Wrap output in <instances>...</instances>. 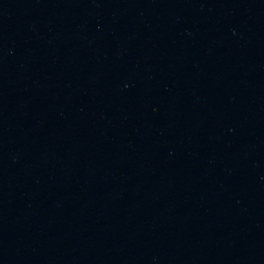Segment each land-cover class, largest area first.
<instances>
[{
	"label": "water",
	"instance_id": "water-1",
	"mask_svg": "<svg viewBox=\"0 0 264 264\" xmlns=\"http://www.w3.org/2000/svg\"><path fill=\"white\" fill-rule=\"evenodd\" d=\"M0 264H264V0H0Z\"/></svg>",
	"mask_w": 264,
	"mask_h": 264
}]
</instances>
